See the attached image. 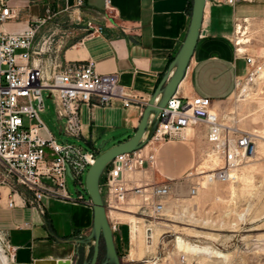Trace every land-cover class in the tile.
<instances>
[{
  "label": "crops",
  "instance_id": "1",
  "mask_svg": "<svg viewBox=\"0 0 264 264\" xmlns=\"http://www.w3.org/2000/svg\"><path fill=\"white\" fill-rule=\"evenodd\" d=\"M105 1L8 0L13 17L4 25L8 31L20 32L45 17L49 10L55 16L42 30H52L58 27L56 18L63 16L79 34L61 55L49 58L56 65L92 62L98 73L115 74L126 94L142 98L141 103L129 107H123L119 100L105 106L82 105L80 138L61 142L77 143L88 149H95L100 142H106L109 149L133 136L146 104L182 45L193 3V0H109L106 8ZM242 21H264V0H235L232 4L226 0H206L204 34L198 39L178 85L179 97L208 98L211 109L220 111L221 103L232 96L236 81L247 66L233 43L236 23ZM56 42L59 46L62 39ZM209 145L205 126L189 127L148 146L155 157L154 165L146 163L140 170L125 173L123 180L128 188L167 184L172 195L181 187V180L198 166ZM82 195L85 198L82 201L71 195L70 200L45 197L39 203L40 211L30 205L32 195L23 187L14 191L7 185L0 187V230L14 248L16 264L59 259L77 262L82 245L77 246L74 241L89 234L93 220L90 199ZM101 195L104 199V189ZM10 200L14 201L13 207L8 206ZM139 207L140 199L130 193L123 208L139 210ZM87 253V247L83 246V256Z\"/></svg>",
  "mask_w": 264,
  "mask_h": 264
},
{
  "label": "built area",
  "instance_id": "2",
  "mask_svg": "<svg viewBox=\"0 0 264 264\" xmlns=\"http://www.w3.org/2000/svg\"><path fill=\"white\" fill-rule=\"evenodd\" d=\"M226 1L232 4L235 0ZM7 2L0 0V165L4 171V185L6 183L12 191L19 186L26 189L32 195L30 205L41 211L39 203L45 197L71 199L65 188L68 172L85 190L83 176L98 156L95 149L55 139L40 118L45 110L44 94L53 101L59 131L73 139L81 136L82 105L105 106L119 100L123 107H129L141 103L142 98L126 94L115 74L98 73L92 62L60 66L45 56L50 37L43 35L38 40L37 37L50 19L51 11L20 32L8 31L4 25L13 15ZM81 4L79 1L78 5ZM109 5L106 0V8ZM236 51L246 65L253 64L252 57ZM211 105L208 98L196 96L183 100L175 93L162 108L147 144L137 151L118 155L110 162L101 176L100 193L101 189L106 192L102 199L113 233L118 229V217L112 213H129L123 206L130 193L140 199L139 210H150L155 215L163 213L170 195L167 184L128 188L123 175L142 169L146 163L153 166L155 157L148 146L189 127L205 126L207 141L219 160L217 166L201 171L204 180L210 183L236 179L237 167L255 152L253 135L225 127ZM199 187L201 184L196 183L190 194L195 195ZM76 199L85 200L80 192ZM8 206L13 207L14 201L10 200ZM7 247L13 260L14 248L8 243ZM182 264L188 263L183 260Z\"/></svg>",
  "mask_w": 264,
  "mask_h": 264
},
{
  "label": "rangeland",
  "instance_id": "3",
  "mask_svg": "<svg viewBox=\"0 0 264 264\" xmlns=\"http://www.w3.org/2000/svg\"><path fill=\"white\" fill-rule=\"evenodd\" d=\"M54 16L51 13L50 18ZM56 20L58 27L41 30L37 37V40L43 35L50 37L45 56L52 59L61 55L79 34L63 16ZM238 27L245 32L236 33ZM235 28L233 43L236 49L239 46L235 43L239 39L247 40L248 43L241 45V53L252 57L254 62L240 74L234 93L221 103L220 111L216 113L225 127L252 134L255 152L237 167L234 181L207 183L201 171L219 164L209 145L192 174L186 175L179 183L181 187L178 191L167 197L161 215L133 208L125 209L129 213H112V216L118 217L114 240L121 264H182L183 260L188 264H264V21H242L236 23ZM59 39L62 43L58 46L56 40ZM44 107L41 121L55 139L58 142L70 140L60 133L53 101L45 94ZM101 143L95 145L98 154L108 148L105 145L104 149H99ZM196 183H200L201 187L195 195H191L190 189ZM0 187H4L1 165ZM65 188L73 198L78 192L88 197L86 191L68 176ZM178 240L188 249L178 248ZM0 246V256L5 257L6 264H16L2 230ZM82 247L77 264L92 256L91 246H85L88 250L85 257ZM69 253L66 252L65 256ZM103 255L104 250H99V261Z\"/></svg>",
  "mask_w": 264,
  "mask_h": 264
},
{
  "label": "water",
  "instance_id": "4",
  "mask_svg": "<svg viewBox=\"0 0 264 264\" xmlns=\"http://www.w3.org/2000/svg\"><path fill=\"white\" fill-rule=\"evenodd\" d=\"M205 3L206 0H193L191 19L186 36L164 74L160 85L146 104L138 128L133 136L127 141L98 154L94 164L87 170L84 188L90 199L93 211L92 227L84 239L75 240L74 243L77 246H91L93 252L92 256L89 259H85L82 264H121L114 243L113 231L110 227L106 208L100 193V179L104 170L116 156L137 151L150 140L158 124L162 108L165 107L170 97L176 93L178 85L185 75L198 39L204 34L202 22ZM105 145L106 142H102L98 148L104 149ZM68 177L71 178L69 172ZM101 242L104 245V255L99 261ZM34 264H72V262L70 259H59L36 261ZM74 264H77V262Z\"/></svg>",
  "mask_w": 264,
  "mask_h": 264
},
{
  "label": "bare ground",
  "instance_id": "5",
  "mask_svg": "<svg viewBox=\"0 0 264 264\" xmlns=\"http://www.w3.org/2000/svg\"><path fill=\"white\" fill-rule=\"evenodd\" d=\"M236 29V28H235ZM243 29V28H242ZM245 31H243V30H241V28L240 27H238L237 28V31H236V33H244ZM244 37V36H243ZM241 38V37H240ZM237 39V38H236ZM235 40V39H234ZM236 42V41H235ZM247 42V40H244V39H239L235 44L237 45V46H239V48H238V50L239 51H243V48L241 47V45L242 44H245ZM248 43V42H247ZM237 50V49H236ZM185 134V133H184ZM125 217H127V218H130L131 216L130 215H124ZM176 242V241H175ZM190 245V244H189ZM177 246H178V248H180V249H185L187 246L185 245V244H183V242L181 241V240H178L177 241ZM0 249H1V246H0ZM187 249H188V247H187ZM186 249V250H187ZM185 250V251H186ZM191 250V249H190ZM189 250V251H190ZM196 249H194V251H195ZM191 252H193V250H191ZM0 264H6V259H5V257H3V256H0Z\"/></svg>",
  "mask_w": 264,
  "mask_h": 264
},
{
  "label": "trees",
  "instance_id": "6",
  "mask_svg": "<svg viewBox=\"0 0 264 264\" xmlns=\"http://www.w3.org/2000/svg\"><path fill=\"white\" fill-rule=\"evenodd\" d=\"M100 181H101V179H100ZM114 241H115V240H114ZM101 249L104 250L103 242H101V244H100V251H101Z\"/></svg>",
  "mask_w": 264,
  "mask_h": 264
},
{
  "label": "flooded vegetation",
  "instance_id": "7",
  "mask_svg": "<svg viewBox=\"0 0 264 264\" xmlns=\"http://www.w3.org/2000/svg\"><path fill=\"white\" fill-rule=\"evenodd\" d=\"M79 260H80V257H79Z\"/></svg>",
  "mask_w": 264,
  "mask_h": 264
}]
</instances>
